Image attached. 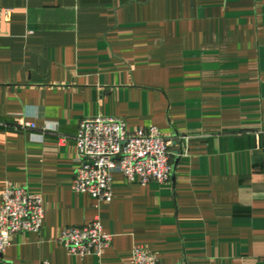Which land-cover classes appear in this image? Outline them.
Wrapping results in <instances>:
<instances>
[{
  "label": "crops",
  "instance_id": "0c3cea01",
  "mask_svg": "<svg viewBox=\"0 0 264 264\" xmlns=\"http://www.w3.org/2000/svg\"><path fill=\"white\" fill-rule=\"evenodd\" d=\"M0 206L7 184L40 195L39 232L0 264H264V0H0ZM156 126L168 182L112 175V197L72 188L87 117ZM43 127L48 130L42 131ZM64 139V140H63ZM99 218L100 256L68 253L66 226Z\"/></svg>",
  "mask_w": 264,
  "mask_h": 264
},
{
  "label": "built area",
  "instance_id": "2783aa9c",
  "mask_svg": "<svg viewBox=\"0 0 264 264\" xmlns=\"http://www.w3.org/2000/svg\"><path fill=\"white\" fill-rule=\"evenodd\" d=\"M11 14L12 9L0 7V23L8 21ZM0 126L23 131L37 129L34 122L25 120L11 125L0 121ZM46 130L47 127L42 128ZM74 141L76 168L72 188L97 201L111 199L114 172L143 185L165 183L171 178L170 141L156 126H140L130 131L122 117H87L79 122ZM43 218L40 195L7 184L0 206V253L11 244L16 233L39 232ZM58 240L71 255L98 257L110 245L112 235L104 232L100 219L96 218L83 225L64 227ZM132 264H160V260L150 249L139 245L132 249Z\"/></svg>",
  "mask_w": 264,
  "mask_h": 264
}]
</instances>
